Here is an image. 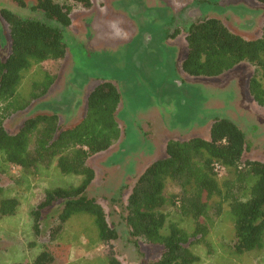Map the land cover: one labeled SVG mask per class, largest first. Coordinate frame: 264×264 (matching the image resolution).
<instances>
[{"label":"rangeland","instance_id":"1","mask_svg":"<svg viewBox=\"0 0 264 264\" xmlns=\"http://www.w3.org/2000/svg\"><path fill=\"white\" fill-rule=\"evenodd\" d=\"M23 1L25 6H21L18 0H0L3 59L10 53L11 39L2 10L8 9L23 16L34 15L33 7L38 0ZM54 1L70 9L72 23L65 28L66 31L64 29L66 56L34 64L24 72L19 87L23 97L29 98L35 85L43 82L47 75L52 78V86L46 94L34 99L27 109L8 116L4 124L10 133H16L27 117L40 112L51 114L54 108H58L62 126H74L84 116L87 97L95 84L113 83L119 93L115 117L121 127V138L108 150L90 157L88 164L96 172L90 193L103 206L117 237L112 244L104 242L94 218L78 213L67 221L62 233L52 241L50 228L60 212L58 204L44 210L38 235L32 212L43 200L45 191L79 184L83 177L62 174L56 161L49 168H41L33 174L20 166L4 163L1 157L0 199L14 197L20 205L16 214L0 216V264L30 263L46 247L55 253V264H109L111 251L122 264H149L160 258L162 248L132 237L125 219L126 204L138 177L152 162L167 156L169 140L209 137L214 120L228 118L245 132L247 149L244 160L264 161V106L258 105L249 92V80L255 66L244 61L217 77L188 78L176 67L167 73L148 72L144 64L135 67L132 56L126 53L130 46L106 49L109 44L100 47L95 40L97 32L105 33L110 29L109 24L113 27L119 24L122 29L127 27V13L135 15L126 7L131 0H92L91 7L74 0ZM160 21L155 20L151 26ZM231 27L247 39L259 38L263 32L262 24L253 31ZM64 89L70 99L61 108L58 99ZM219 173V181L223 182L227 176L225 170ZM178 190L174 183L168 182V196ZM222 207L220 215L210 208L202 217L209 226V233L205 243L191 246L200 258L194 264H264V246L243 253L234 249V220L228 203L224 202ZM163 210L168 214L164 233L168 232L170 222L178 223L189 232L195 229L193 219L184 218L175 206L168 204Z\"/></svg>","mask_w":264,"mask_h":264},{"label":"trees","instance_id":"2","mask_svg":"<svg viewBox=\"0 0 264 264\" xmlns=\"http://www.w3.org/2000/svg\"><path fill=\"white\" fill-rule=\"evenodd\" d=\"M91 7L92 0H74ZM264 3V0H259ZM25 6L23 0H18ZM34 15L23 16L4 9L2 15L10 30L11 47L3 59L0 50V158L4 163L22 167L33 174L49 168L55 161L62 174L82 176L79 184L58 186L45 191L43 200L32 212L39 235L46 208L60 205V212L50 228L55 241L64 225L75 214L94 218L101 239L112 244L117 233L110 226L103 206L90 193L96 172L88 164L95 154L111 148L121 138L115 117L119 93L113 83L94 87L86 101L82 119L74 126L63 127L57 113L40 112L27 117L16 133L5 127V119L27 109L34 99L47 93L50 75L35 85L29 98L19 93L24 72L34 64L59 60L66 56L64 29L71 23L70 9L54 0H38ZM188 53L183 70L194 77H217L247 61L255 66L249 80V92L264 106V24L259 38L247 39L230 30L217 18H205L191 25L186 36ZM247 149L245 132L232 120H214L209 137L171 139L167 156L152 162L138 177L126 204V222L136 239L161 246L158 260L149 264H194L200 258L192 251L195 243L206 242L208 224L202 220L212 208L217 215L227 202L234 220V249L243 253L264 246V161L244 160ZM218 166L227 175L219 181ZM168 182L179 190L168 196ZM172 205L184 218L194 221L189 232L176 222L168 224L166 205ZM20 201L0 199V216L16 214ZM55 253L46 247L30 263L55 264ZM109 264H122L109 253Z\"/></svg>","mask_w":264,"mask_h":264},{"label":"crops","instance_id":"3","mask_svg":"<svg viewBox=\"0 0 264 264\" xmlns=\"http://www.w3.org/2000/svg\"><path fill=\"white\" fill-rule=\"evenodd\" d=\"M141 1H142L141 6L145 9L146 14H148L150 11L154 9H158L160 11L159 13L164 17V20H167L164 21L162 24L164 25V27L165 24H168L169 26L167 27L170 28V32H166V35L163 37L153 36L152 33L149 34L148 38L150 39V41L159 40L158 41L159 46L157 45L156 52L149 51L147 55H145L144 53L142 54V57L145 56L146 57L139 64L141 67H143L144 64L148 72L158 71V73L160 72L165 73L166 71L172 70L176 67V69H178L180 73L183 72V74H187L182 68V63L185 60L186 55L188 53L187 40H186V36L188 32L183 31L180 23L177 20H174V18L172 19L173 15H177V16L181 15L183 10L190 9L191 12L193 11L195 13L194 18L191 20V23H196L205 18H217L221 20L233 32L234 29L231 27V25L238 28H239L238 25H240V18L237 15V13L233 11L234 8L245 7L251 9H258V10L260 9L261 12H263L260 17L261 19L264 18V3L260 2L259 0H141ZM127 15H128L127 27L122 29L117 22L118 25H115L114 27L112 26L113 24L111 25L109 24L110 29L105 31V33L97 32V37L95 40L99 42L100 47L105 46V43H107L110 46H105L106 49L110 48L115 50V48H119L121 47V45L123 47L125 43L130 42L132 39H134V37H136V35H138L137 19L134 16L129 15L128 13ZM240 29L249 30V31L254 30V29H245L241 27ZM160 37L162 38L160 39ZM94 38L93 39L91 38V40H94ZM126 53L132 56V58L139 55V52L136 51L134 47L132 49H129V51ZM153 57H155L157 60L151 59ZM188 76H189L188 78H196L191 75ZM97 84L100 83H96L95 86H97Z\"/></svg>","mask_w":264,"mask_h":264},{"label":"flooded vegetation","instance_id":"4","mask_svg":"<svg viewBox=\"0 0 264 264\" xmlns=\"http://www.w3.org/2000/svg\"><path fill=\"white\" fill-rule=\"evenodd\" d=\"M141 5L142 4L138 3L136 0H131L126 5V7L132 13L135 14V15H131V16H134L138 21V35H136V37H134V39H132L130 42L125 43L126 45L125 44L123 45V46H130L127 49V52L129 51V49H131L132 46L135 48L136 51L139 52V55L132 58L134 61L135 67H137L138 65L140 66L139 63L145 59L146 56L142 57L143 53L145 55H147V53H149V51L150 52H156V50H157L156 47L158 45L159 40L150 41V39L148 38L149 34L152 33L153 36H162L163 37L166 35V32H170V28L167 27L169 25L165 24V27H164V25L162 24L163 22H161V21H162V19H164V17L159 13L160 11L158 9H154V10L150 11L148 14H146L145 9ZM233 11L235 13H237V15L240 18V25H238V26L241 28L255 29L256 26H259L260 24H262V25L264 24V18L261 19V17H260L263 12H261L260 9L258 10V9H251V8L243 7V8H234ZM194 16H195V13L193 11L191 12V10L188 9V10H183L181 15H178V16L173 15L172 19L174 18V20H177L180 23V25L182 26L183 31L188 32L191 25L194 24V23H191V20L194 18ZM159 19H161L159 24L151 26V24L154 23L155 20L157 21ZM165 21H167V20H165ZM66 30L67 29H65V31ZM162 37H160V39ZM64 39H65V34H64ZM121 47H122V45H121ZM154 58L155 57H153L151 59H154ZM168 71L170 72L171 70H168ZM62 81H63V79H62ZM63 84L65 85L66 83H63ZM67 88L69 89L70 87L67 85ZM67 95L68 94L65 92V89H64L63 92L60 94L59 99H58L61 101V102L59 101L60 102L59 107L64 108V105L70 99V97H67ZM74 109H75V107H74ZM59 110L60 109H58V108L57 109L54 108L53 113L59 114ZM62 112H63V110H62ZM73 112H77V111L74 110Z\"/></svg>","mask_w":264,"mask_h":264},{"label":"built area","instance_id":"5","mask_svg":"<svg viewBox=\"0 0 264 264\" xmlns=\"http://www.w3.org/2000/svg\"><path fill=\"white\" fill-rule=\"evenodd\" d=\"M221 170H222V169H221V168L218 166V168H217V171H219V172H220Z\"/></svg>","mask_w":264,"mask_h":264}]
</instances>
